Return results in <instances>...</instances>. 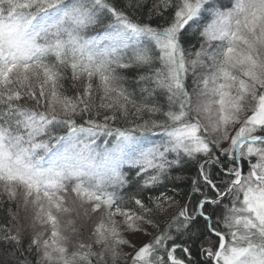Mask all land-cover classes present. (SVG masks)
<instances>
[{
  "label": "snow or ice",
  "instance_id": "1",
  "mask_svg": "<svg viewBox=\"0 0 264 264\" xmlns=\"http://www.w3.org/2000/svg\"><path fill=\"white\" fill-rule=\"evenodd\" d=\"M0 264H264V0H0Z\"/></svg>",
  "mask_w": 264,
  "mask_h": 264
}]
</instances>
